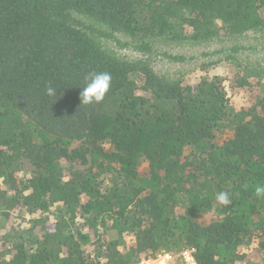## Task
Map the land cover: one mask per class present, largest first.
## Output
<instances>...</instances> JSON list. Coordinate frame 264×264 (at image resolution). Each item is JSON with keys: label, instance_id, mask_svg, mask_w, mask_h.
Here are the masks:
<instances>
[{"label": "trees", "instance_id": "1", "mask_svg": "<svg viewBox=\"0 0 264 264\" xmlns=\"http://www.w3.org/2000/svg\"><path fill=\"white\" fill-rule=\"evenodd\" d=\"M263 30L264 0H0V264H264V65L154 46Z\"/></svg>", "mask_w": 264, "mask_h": 264}, {"label": "rangeland", "instance_id": "2", "mask_svg": "<svg viewBox=\"0 0 264 264\" xmlns=\"http://www.w3.org/2000/svg\"><path fill=\"white\" fill-rule=\"evenodd\" d=\"M105 45L108 49H115L118 51V53L121 56H124L129 59H135L137 57H142L138 51H135L132 47H121L119 45H115L111 43L110 41H106ZM237 45L240 47H243L242 50L237 52V57L240 58V61L243 62H254L257 64L264 65V30L261 32H251L248 33L242 37L235 38V39H228L225 40L224 43H211V44H203V45H194V44H169L163 42V40H157L154 42V46L157 48L169 50L170 52L177 53V54H183V55H191V56H197L198 59H195L189 63H174L169 62L168 60H163L162 62H158L157 64L159 67H162V69L170 70L173 74L184 71L189 68H196L202 60L205 61L208 58L203 57L200 58L202 52H213L217 51V49H221L223 47ZM258 47V48H257ZM246 48V49H245ZM225 54V53H224ZM224 54H215L211 56V59H217L218 57L222 58ZM198 67V66H197ZM263 85H264V79H263ZM244 95L237 94L231 98V105L233 106H240L242 105L244 101ZM81 145V141H75L72 145V147H79ZM66 166H68V162L64 163ZM177 213H182L183 210L181 208H177ZM218 218V214L215 210H211L207 213H205L203 221L211 222L213 220H216ZM131 241V240H129ZM155 257V256H154ZM153 258V257H150ZM146 259V258H144ZM143 260V259H142ZM176 263V262H175Z\"/></svg>", "mask_w": 264, "mask_h": 264}, {"label": "clouds", "instance_id": "3", "mask_svg": "<svg viewBox=\"0 0 264 264\" xmlns=\"http://www.w3.org/2000/svg\"><path fill=\"white\" fill-rule=\"evenodd\" d=\"M110 76L107 73H99L93 75L86 87L81 90L80 98L81 102L85 104L99 103L103 100L106 92L109 89ZM46 93L48 96L57 95V90L51 86L47 87ZM255 195L260 198H264V185L257 186L255 188ZM216 200L219 204L228 206L232 203L227 192H219L216 194Z\"/></svg>", "mask_w": 264, "mask_h": 264}, {"label": "built area", "instance_id": "4", "mask_svg": "<svg viewBox=\"0 0 264 264\" xmlns=\"http://www.w3.org/2000/svg\"><path fill=\"white\" fill-rule=\"evenodd\" d=\"M180 258L182 259L184 264H198L194 254L193 250H185L181 253ZM136 264H175L173 255L169 253H161L156 255L153 258H146L141 260L140 262Z\"/></svg>", "mask_w": 264, "mask_h": 264}]
</instances>
